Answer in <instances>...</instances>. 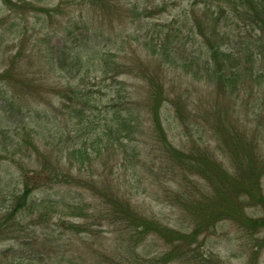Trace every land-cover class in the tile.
Listing matches in <instances>:
<instances>
[{
  "label": "rangeland",
  "instance_id": "rangeland-1",
  "mask_svg": "<svg viewBox=\"0 0 264 264\" xmlns=\"http://www.w3.org/2000/svg\"><path fill=\"white\" fill-rule=\"evenodd\" d=\"M13 2L19 7L18 10L11 9L0 0V71L21 51L20 59L30 71L28 79L32 85L29 88L28 85L13 88L0 82V188L7 187L11 192L22 190L25 176H32L33 170L45 171L49 163L55 165L53 146L46 143L51 142L49 140L55 134L71 133L75 141L55 145L56 150L64 152L61 156L65 172L71 171L72 176L90 182L96 180L98 184L95 188L98 189L111 183L113 192L118 191L120 197L130 199L143 213L156 217L163 224L182 228L184 220L166 193L168 186L176 188L169 181L166 163L148 155L153 143L148 140L150 144L146 147V153L134 158L131 148L137 146L144 151L141 143L135 141L124 146L114 141L107 148L109 138L104 135V130L106 121L114 119L112 102L120 106L126 99L129 101L131 97L145 96L144 84L134 76L144 67H158L163 60L160 54L153 55L158 48V31L163 26H169L172 21H176L175 25L179 26L186 22L192 14L193 1L113 0V11H94L84 0ZM65 44H68V49L84 50L83 62L90 70L84 79L73 80L72 72L61 69L53 73L46 72L50 67L48 57L53 51L64 49ZM198 48L195 41L191 49L195 51ZM95 52H99V55ZM103 54L107 55L111 63L131 66L135 73L124 74L121 71L122 74L115 79L103 74L99 71V58ZM59 58L62 62L70 63L68 56L63 53ZM165 72H168L166 87L171 101L188 100L192 105L187 111L199 117L205 113L204 105H213L212 95H209L203 84L196 82L193 74H186L181 69L176 72L171 65L165 67ZM29 80L24 81L27 83ZM55 83L61 88L71 86L81 89L87 95L91 104L86 108L81 125L71 114L77 102L68 93L56 95L53 89ZM255 89L243 94L239 103L242 121L250 124V132L258 128L264 131V95L261 100L258 97L259 90ZM118 90H121L122 99H118ZM260 93L263 94L264 89ZM184 121L182 123L176 118L174 106L168 103L163 110V124L169 139L177 148L186 147L185 150L190 151L194 145L208 146L221 162L228 164L209 126L204 125V128L201 124L202 127L186 119ZM31 129L39 135L35 141L38 149L23 141L25 130ZM43 137L49 139L44 140ZM261 142L264 152V137ZM71 149L76 151L74 155H69ZM86 150L92 163H86L81 168L79 162ZM103 181L106 184L102 185ZM96 191L89 185L59 186L55 183L36 190L34 202L55 204V200L61 203L63 200L75 201L87 206L85 214H88L89 219L60 217L55 213H48L42 218H37V215L27 217L26 212L23 217L25 220L21 219L25 232L16 238L0 239V264H98V261L110 264L98 255L110 257L115 252L121 254L118 258L123 257V261L127 262L132 255L125 251L127 245L131 249L135 248L141 259L151 261H160L172 251L171 245L155 235L137 244L124 240L127 236L122 235L120 227H113L102 218V212L106 211L105 202ZM3 203L4 200L0 198V215L4 212ZM248 211L257 214L255 209L249 208ZM84 222L95 224L93 234L89 230L80 232L78 229L73 232L69 228L71 224ZM254 245L255 238L244 233L234 222L223 221L214 230L200 235L192 252L182 248L178 255L155 264H264V247L257 250Z\"/></svg>",
  "mask_w": 264,
  "mask_h": 264
},
{
  "label": "trees",
  "instance_id": "trees-1",
  "mask_svg": "<svg viewBox=\"0 0 264 264\" xmlns=\"http://www.w3.org/2000/svg\"><path fill=\"white\" fill-rule=\"evenodd\" d=\"M3 1L11 9H19L13 0ZM84 1L94 11L115 9L113 0ZM192 1V14L186 22L179 26L175 25L176 21H172L169 26H163L158 31V48L153 52L154 56L160 54L163 57L158 67H144L134 76L144 84L145 96L131 97L120 106L112 102L114 119L106 121L104 130V135L109 138L107 148L110 144L113 145L114 141L124 146L125 143L133 144L135 141L141 143L144 151L137 146L131 148L134 158L141 157L143 152L146 153V147L150 144L148 140L153 143L148 155L166 163L170 174L169 181L176 186L167 187V197L173 201V206L184 220V226L175 228L143 213L130 199L120 197L118 191L113 192L111 183L98 189L95 188L98 184L96 180L90 182L72 176L71 171L65 172L61 156L64 152L56 150L55 145L75 141V137H72L71 133H61L55 134V137L49 140L51 142L46 143L53 146L55 165L49 163L45 166V171L33 170L32 176H25L22 190L11 192L7 187L0 188V198L5 204L4 212L0 215V239L16 238L25 232L21 219L25 220L23 217L26 212L27 217L42 218L48 213H55L60 217L84 218L88 221L89 216L85 214L87 206L75 201L63 200L61 203L55 200V204H48L46 201L34 202L33 195L36 190L55 183L59 186L89 185L91 189L97 190L96 192L104 198L106 207V211L101 214L102 218L108 220L113 227L119 226L122 235L127 236L124 240L137 244L155 235L173 248L160 261L141 259L136 254V249H131L128 245L125 251L132 255L127 262L123 261V257L118 258L121 257L118 252L110 257L105 254L98 255L110 264H155L178 255L182 248L192 252L194 245L199 242L200 235L214 230L223 221L234 222L244 233L252 239L255 238L254 248L257 250L264 247V152L261 149L264 131L259 128L253 132L249 131L250 124L243 123L239 104L242 95L247 91L252 92L257 88V91L261 92L264 89V0ZM195 41L199 48L193 51L191 48ZM192 42L194 44L190 46ZM67 45L65 44L64 49L53 51L50 57L47 56L50 67L46 72L53 73L61 69L72 72L73 80L84 79V75L90 73L83 62L84 50L68 49ZM61 53L68 56L69 64L60 60ZM95 54L99 55V52ZM21 56L19 51L0 71V82L11 87L28 85L29 88L32 85L28 79L30 71L23 66ZM99 59V71L112 76L113 79L119 77L121 71L124 74L135 73L131 66L109 62L105 54L100 55ZM167 65L175 68L176 72L181 69L186 74H193L196 82L203 84L209 95H212L213 105H204L206 109L201 117L192 114L190 110L187 111L192 105L188 100H170L166 87ZM24 80L29 81L25 83ZM53 89L56 95L68 93L73 101L77 102L71 114L79 120L78 125H81L86 108L91 104L84 91L71 86L61 88L56 83ZM259 91L258 97L262 100L264 93ZM120 98L122 99L121 90H118V99ZM168 103L174 106L176 118L182 123L186 119L203 127L209 126L213 130L217 147L228 159V164L221 162L208 146L194 145L193 150L186 151V147L180 149L173 144L163 124V110ZM25 132L23 141L38 149L35 142L39 139L38 133L34 129ZM74 152L71 149L68 153L74 155ZM84 154L79 162L81 168L86 163H92L87 150ZM69 161L71 162L70 158ZM48 207H51L50 210ZM249 208L257 210V214H250ZM93 226L95 224L84 222L79 225L71 224L69 228L73 232L79 229L80 232L89 230L93 234ZM97 263L102 264L101 261Z\"/></svg>",
  "mask_w": 264,
  "mask_h": 264
}]
</instances>
